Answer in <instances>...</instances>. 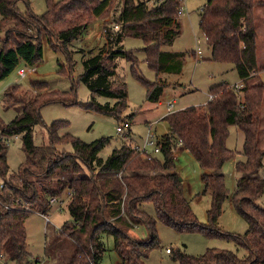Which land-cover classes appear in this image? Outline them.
<instances>
[{
  "label": "trees",
  "instance_id": "trees-1",
  "mask_svg": "<svg viewBox=\"0 0 264 264\" xmlns=\"http://www.w3.org/2000/svg\"><path fill=\"white\" fill-rule=\"evenodd\" d=\"M18 1L28 2L0 0V29L6 34L0 44V81L20 63L32 67L40 61L41 36L52 49L69 54L68 45L82 35L92 20L102 18L113 1H118L120 8L112 23L103 27L106 46L82 61L84 72L80 80L92 94L84 108L118 122L126 119L128 125L133 122L134 113L123 116L127 108L125 83L116 75L120 57L130 61L133 76L147 90L146 101L153 104L159 102L166 85L159 75L179 74L182 70L184 53L161 51L181 33L177 11L182 0H45L46 11L41 16L22 14ZM257 6L264 7V0H207L200 13L199 28L210 58L231 63L241 86L221 83L210 89L211 99L204 106L166 114L162 120L168 124V133L158 141L161 159L146 160L130 142L122 143L102 159L99 153L109 143L108 138L85 143L69 134L60 136L57 122L47 129L49 143L37 146L33 132L42 124L41 108L57 101L71 103V95L44 92L46 83L36 82L32 84L35 95L23 102L18 97L19 85L8 88L3 94L5 108L17 103L23 108L11 121L0 125V136L7 139L21 135L24 160L16 173L18 182L8 181V145L5 140L0 141V258L15 264L40 262L29 258L25 222L31 213L45 215L53 198L61 199L63 204L61 197L68 193L70 220L62 224L59 235L75 245V252L65 264H101L106 252L104 236L113 237L119 264H145L149 251L157 244L155 221L142 210L147 201L165 225L225 236L214 225L229 198L248 223L246 233L233 238L245 255L213 248L198 256L178 250L174 257L179 264H264V208L257 204L264 193V177L260 175L264 148L259 146L264 84L258 76L264 64L258 65L256 57ZM124 37L144 42L142 51L156 74L155 81H146L140 75L136 58L122 47ZM94 96L113 103L100 104ZM230 126L243 133L245 158L236 166L240 176L232 196L225 188L221 171L233 156L225 145ZM170 140L173 144L180 142L202 170V195L208 194L211 199L207 227L196 224L190 203L183 196L181 179L174 172ZM67 145L70 153L64 149ZM142 223L150 232L146 240L129 234Z\"/></svg>",
  "mask_w": 264,
  "mask_h": 264
},
{
  "label": "rangeland",
  "instance_id": "rangeland-1",
  "mask_svg": "<svg viewBox=\"0 0 264 264\" xmlns=\"http://www.w3.org/2000/svg\"><path fill=\"white\" fill-rule=\"evenodd\" d=\"M206 2L207 0H182L183 13L179 16L181 33L171 45L161 47V51L164 52L185 54L182 59V70L179 74L159 75V79L166 83L159 103L153 104L146 101L147 90L133 76L130 61L121 57L116 61V75L125 83L126 90L127 108L123 116L134 113L133 122L130 125L126 119L118 122L111 116L102 115L92 109H85L84 105L91 101L92 94L80 80V76L84 72L82 61L107 44L103 27L112 23L114 16L119 12L118 1H113L102 18L92 20L82 35L68 45L69 54L59 49H52L45 37L41 36L42 58L40 61L32 67L20 63L16 70L0 81V125L11 121L23 108L21 103L5 108L4 92L14 85H19L18 97L21 101L28 102L35 95L32 84L40 82L46 83L47 88L44 92L51 91L61 95L66 93L71 95L72 101L68 104L57 101L41 108L42 124L36 126L33 132V142L37 146L49 143L47 129L55 122L60 123L57 128V133L60 136L69 134L85 143L108 138L109 143L99 153V157L102 159H106L122 143L130 142L133 145L141 146L148 132L160 139L168 132V124L162 120L166 114L189 107L204 106L209 101L210 89L216 85L221 83L230 86L240 84L238 74L231 63L215 62L210 58V50L199 28L200 13ZM17 8L22 14L41 16L46 11V1H18ZM254 17L257 32L256 57L258 65H262L264 64V7L257 6L254 10ZM5 40V31L0 29V44H3ZM121 43L123 49L131 52L136 58L140 75L146 81H155L156 74L148 66L142 51L144 42L139 38L124 37ZM197 51L200 54H195ZM104 61L106 64L108 63V60L104 59ZM20 69L25 71L23 76L18 74ZM260 76L264 83V70L260 72ZM64 97L67 98V96ZM94 100L100 104H105L107 101L113 103L101 96H94ZM118 127H121V133L117 131ZM6 143L8 145L6 152L7 180L18 182L16 173L24 160L22 136H10ZM225 145L233 156L224 163L221 171L225 188L232 196L236 191L237 179L240 176L236 166L245 160L242 153L243 133L237 127L230 126ZM259 146L264 148V120L259 130ZM64 149L71 152L69 145ZM173 155H175L174 172L181 179L183 196L190 203L196 224L203 228L207 227V211L211 199L208 194L202 195V170L188 151L177 149ZM157 157L161 159V156L157 155ZM262 165L260 175L264 177V158ZM0 183H2L1 178ZM68 197V193H64L61 197L64 199L63 204L54 203L51 206L44 215L47 217V222L40 213H31L28 216L25 231L30 260L39 259L42 264H65L74 254L75 245L69 239L59 235L62 224L70 219L67 211ZM257 204L264 208V193L257 200ZM142 210L151 220L155 221L157 237V244L149 251L145 264H179L174 257V253L178 250L190 256L202 255L207 249L213 248L233 251L239 256L246 253L236 247L233 238L244 235L248 229V223L234 208L230 198L224 201L221 215L214 225L215 229L225 235L222 237L210 235L205 230L191 231L165 225L157 219L151 202H144ZM130 231L129 234L132 237L140 240H146L150 236L148 228L143 223ZM103 243L106 252L101 264H119V257L113 247V237L104 236ZM167 250L172 253H167ZM53 258L54 261H52ZM0 264L15 263L6 262L4 258H0Z\"/></svg>",
  "mask_w": 264,
  "mask_h": 264
},
{
  "label": "built area",
  "instance_id": "built-area-1",
  "mask_svg": "<svg viewBox=\"0 0 264 264\" xmlns=\"http://www.w3.org/2000/svg\"><path fill=\"white\" fill-rule=\"evenodd\" d=\"M183 13V10L180 8L178 11H177V16H180L182 15ZM197 54H200L199 51H197ZM18 74L23 76L25 74V71L20 69L18 71ZM237 88V87H236ZM211 99V95L209 97V100ZM117 131L119 133L122 132V129L121 127H118L117 128ZM1 140H5L7 142V139L3 138L0 136V141ZM158 141L159 139L156 138L154 135H151L149 132L147 133V135L145 136L144 140H143V143L141 146H136V149L138 150V152L141 154V156L143 158H145L146 160H152L153 158L157 157V155L160 154V145L158 144ZM171 144H170V148L172 150V152L174 153L179 147L182 146V144L180 142H178L177 144H173L172 143V140H170ZM62 200L61 199H51L50 200V203L53 205L54 203H61ZM167 252H169L167 250Z\"/></svg>",
  "mask_w": 264,
  "mask_h": 264
},
{
  "label": "crops",
  "instance_id": "crops-1",
  "mask_svg": "<svg viewBox=\"0 0 264 264\" xmlns=\"http://www.w3.org/2000/svg\"><path fill=\"white\" fill-rule=\"evenodd\" d=\"M195 54H197V52H195ZM258 76H259V78H260V80L263 82V80H262V78H261V76H260V73L258 74ZM264 84V83H263ZM234 86H237V87H240L241 86V82H240V84L239 85H234ZM159 102H160V100H159ZM158 102V103H159ZM168 133V132H167ZM166 133V134H167ZM165 134V135H166ZM156 137V136H155ZM159 139V138H158ZM135 146H137V145H135ZM178 149H183V150H185L182 146H181V148H178ZM173 158H175V155H173ZM69 200H70V197H69ZM68 201V200H67ZM69 202V201H68ZM68 204V203H67ZM60 205H62V204H60ZM60 209H62V208H60ZM70 216V215H69ZM42 217L45 219V221L47 222V217L46 216H44V215H42ZM70 220V219H69ZM68 220V221H69ZM67 222V221H66ZM26 223V222H25ZM48 224V223H47ZM131 232V231H130ZM168 253V252H167ZM37 261L39 260V259H36ZM36 260H33V261H36ZM37 264H42L41 263V261L40 262H38Z\"/></svg>",
  "mask_w": 264,
  "mask_h": 264
}]
</instances>
